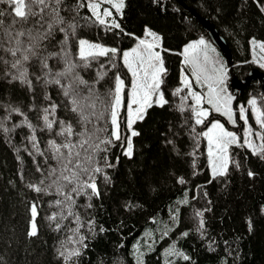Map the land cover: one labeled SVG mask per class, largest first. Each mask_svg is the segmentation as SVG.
Here are the masks:
<instances>
[{"label": "trees", "instance_id": "trees-1", "mask_svg": "<svg viewBox=\"0 0 264 264\" xmlns=\"http://www.w3.org/2000/svg\"><path fill=\"white\" fill-rule=\"evenodd\" d=\"M87 3L88 0H62L59 8L63 27L71 31L68 26L74 25L75 36L65 46L64 33L57 28L42 42L39 56L24 65L31 87L12 79L14 58L0 50V57L9 61L8 65L0 61V124L9 129L5 132L0 128V264H64L58 255V250L64 248L80 249L81 254L69 264H138V257L143 264H264V158L253 154L243 143L234 144L230 146L227 172L211 175L201 133L213 118L225 126L229 124L216 113H210L203 124H195L190 97L183 102L184 111L180 110L188 90L173 94L182 87V46L192 38L207 37L191 10L207 18L227 43L230 59L221 52L227 67V84L231 72L242 78L253 66L264 71L250 61L249 45L251 38L264 39V0H125L121 14L104 18L105 25L96 21ZM0 11L5 13L0 19L5 25L10 24L12 17L6 0H0ZM112 21L120 27H112ZM145 27L160 35L167 73L161 89L168 103L153 104L144 118L133 124L139 134L132 137L131 157L123 151L127 133L124 104L118 116L121 139L102 145L106 150L93 152L95 144L112 139L108 105L116 76L123 79L124 92L129 83L121 51ZM37 28L40 26L35 20L16 25L17 30ZM80 37L118 50L114 57H99L90 67L81 65L75 69L87 82L77 86L80 97H90L87 103L96 101L95 109H85L89 122L81 121L64 95L71 76L62 78L60 84L48 82L54 73L64 71V52H69V59L79 64L76 54ZM21 39L26 46L27 39ZM44 58L47 68L43 67ZM100 73H105L102 79ZM232 93L235 101L244 100L248 94L256 95L258 107L264 112V92L259 81ZM53 104L57 107L49 119L70 123L76 133L93 134L83 148L77 145L74 151L80 153L81 160L91 155V163L87 164L90 172L95 167L103 169L92 173L99 195H92L90 189L76 195L72 192L75 185L65 187L63 193L57 191L53 181L70 172L63 167L67 163L66 150L60 158L48 144L49 140L65 142L64 137L56 135L60 131L58 123L51 130L44 126L43 110ZM16 107L23 115L10 110ZM93 111L97 116L103 113V118L90 115ZM25 118L35 128L39 151L28 139L33 129L22 123ZM260 130L264 135V129ZM84 138L69 137L74 141ZM88 179L87 174L81 176V180ZM30 184L46 191L36 192ZM59 184L66 182L60 180ZM65 194L71 195L75 203L66 200ZM57 200L62 204L57 205ZM185 200L187 203H183ZM33 204L38 213L37 235L30 237ZM54 214L56 219L50 220ZM81 236L84 240L78 243ZM168 250L173 254L169 255ZM175 252H182L188 259Z\"/></svg>", "mask_w": 264, "mask_h": 264}, {"label": "snow or ice", "instance_id": "snow-or-ice-1", "mask_svg": "<svg viewBox=\"0 0 264 264\" xmlns=\"http://www.w3.org/2000/svg\"><path fill=\"white\" fill-rule=\"evenodd\" d=\"M7 4L10 6V15L12 17L11 23L5 25L4 20L0 19V50L7 52L14 59L11 61V69H14L15 72L12 74L13 80H19L22 84H27L29 87L32 86L31 80L28 79L27 68L24 66L26 62L30 61L34 57L39 56L40 47L43 41L47 40L52 34L53 31L59 28L60 32L64 33V40L62 41L63 45H67L70 38L75 36V26L69 25L68 28L71 31H68L63 27L64 18L60 16V8L62 0H6ZM108 3L114 8L117 12L125 7V0H89L87 3L88 9L91 11L93 17L99 24L105 25L106 20L104 17L112 16V12L108 8H104L101 12V4ZM81 7L84 5L81 4ZM264 10V9H262ZM5 13L0 11V17H4ZM30 20H35L36 24L40 28H44V25L47 24V27L43 31L40 28L35 30H17V24H25ZM112 27L119 28L120 25L115 21H112ZM146 36L151 37V40L140 39L137 46L131 51H125L123 53V61L125 66L131 72L133 80L132 86L129 90L128 96V118H127V127L129 130H132L133 124L137 120H142L144 118V113L146 110L156 105L163 106L168 103L164 98L162 92H160L161 84L163 83V76H165L166 69L164 68V61L161 57L159 51H155L158 48L160 37L146 29ZM25 37L27 39V45L24 46L25 41L21 38ZM5 44L11 45L10 47H5ZM253 44L260 50L261 53H264V43L257 44L253 41ZM116 48H107L100 44L91 43L87 40L80 39L78 41L77 49V62L69 59L70 53L64 52L65 60V69L64 71L54 73V78L49 83L60 84L62 78L68 76L72 77V81L68 86L64 87V95L69 97V103L71 104V110L73 112H78L80 114L81 121L89 122V116L85 115V109L91 108L95 109L96 101L92 100L91 103H87L90 97H80L79 92L77 91V86L86 85L87 82L84 81L75 73V69L78 66H83L85 68L90 67L91 63L96 61L99 57H107L109 54H112L114 57L117 53ZM209 52H215V48L206 41L203 37L193 41L185 46L183 55L185 57L184 63L191 65L193 69V77L198 85L202 88H205L206 91L201 94L200 92L194 91L192 89L191 82L186 76L181 77V88H177L174 95H179L183 89H187V95L182 97V106L181 111H184L183 102L187 101L188 98H191L190 110L193 118L195 119V124H203L208 116L210 115V110L215 111L226 117L227 121L231 124H235L236 120L233 115L232 100L233 96L228 93L226 87V81L228 79L227 67L222 60L213 59ZM202 56V60L200 57ZM47 58H44L43 67L47 68L46 63ZM259 60L264 61V55L260 56ZM0 61H3L5 65L9 64L8 60H5L3 57H0ZM259 62V61H257ZM261 68H264V63H259ZM104 66L101 65V68ZM105 73H100L99 78L102 79ZM124 90V81L120 78L119 75L116 76L115 88L111 94V103L108 105V111L110 114V123L112 126L111 137L112 139H105L95 144L92 147L93 152H98L106 150L102 148V145L112 143V140H120L119 134V123H118V108L122 102V92ZM155 97V99H154ZM207 104L209 108H205L202 105ZM248 104L251 106L252 113L256 116V123L259 124L261 129H264V112H261L257 107V99L255 97L249 99ZM135 106V107H134ZM56 105L53 104L49 108H45L44 115L42 119L44 121V126L48 130L53 128L54 123H58L60 126V131L56 133L57 136H62L65 139L64 143H57L55 140H49L48 144L50 149L57 154L58 157L63 158L65 156L64 150H66L67 163L64 164V170L70 172V175H61L53 181L54 184H57V191L63 193L65 187L70 185H75L72 187V192L76 195L85 194L87 189L91 190L92 195H99L97 190V185L95 182V176L92 173H100L103 171L100 167H95L89 171L87 167L88 163H91L92 157L88 155L84 160L80 159V153L74 151L79 145L80 148H83L91 139L93 134L85 133H76L73 129V126L70 123H66L63 120L54 121L49 119L50 115L55 114ZM12 112L23 115L21 109L10 108ZM90 115L95 116L96 119H102L103 113L99 116L93 111ZM239 119L244 121V145L250 148L253 154L259 155L261 158H264V144L256 146L252 140L249 138L253 135L251 127L248 126V118L245 115V108L240 107L239 109ZM23 124H26L28 128L33 129V135L28 139L32 141L33 147L37 148L35 128L34 126L25 118L22 121ZM0 128L3 131L8 132L9 129L3 127L0 124ZM97 131H106V129H97ZM136 131H131V136L126 137L127 139V148L125 150V155L131 157L133 152L132 137L138 135ZM207 141H208V158L209 164L212 168L213 176L224 175L228 170L229 165V146L238 143L237 136L234 132H230L225 129L224 125L219 121L211 122L210 126L207 127V130L202 132ZM256 137L264 139V135L260 132L255 133ZM86 137L84 139L72 140L69 137ZM73 160L75 163L73 164ZM71 165V167H70ZM110 166V165H109ZM55 172V169H53ZM87 174L89 176L88 180H81V176ZM252 175V173H249ZM63 180L66 184L61 185L59 181ZM183 183V180L180 181ZM43 183V181H41ZM30 188H33L36 192L46 191L36 185H29ZM65 198L71 203H75L71 199V195L65 194ZM57 205L62 204V201L57 200L55 202ZM187 203V200L183 201ZM70 209V204L67 205ZM37 207L35 204L31 207V217L30 221V230L28 231V236L34 237L37 235ZM71 215V211L69 212ZM197 216L202 217L201 212L196 213ZM50 220L56 219V214L49 217ZM79 217H77V221ZM204 221L200 220V226L203 228ZM57 229L60 228V225H56ZM74 232L78 231L73 229ZM103 231V228H101ZM164 235H167L165 231ZM187 235V233H184ZM84 237H80L78 243H82ZM79 248H64L63 250H58V255L64 261V264H69L73 258L80 255ZM168 254L172 255L173 251L168 250ZM175 255L182 256L183 259L187 260L188 257L185 256L182 252H175ZM142 255V254H141ZM138 264H143V261L138 257Z\"/></svg>", "mask_w": 264, "mask_h": 264}, {"label": "rangeland", "instance_id": "rangeland-1", "mask_svg": "<svg viewBox=\"0 0 264 264\" xmlns=\"http://www.w3.org/2000/svg\"><path fill=\"white\" fill-rule=\"evenodd\" d=\"M88 2H89V0H88ZM104 8H108V9L112 12V16H110V17H104V18L113 19V14H114V13H116V14H121V12H122V10H121V12H117V11H116L114 8H112V6H111L110 4H108V3H102V4H101V12L103 11ZM146 29H147V30H150V31H152V32H154V33H156V34L160 37L159 33H158L156 30H153V29H151V28H149V27H145L140 35L135 36L134 40L132 41V43H131L130 45H128V46H126V47H124V48L122 49V51H121V58H122V61H123V53H124L125 51H131L133 48H135V47L137 46V44H138V42H139L140 39L151 40V37H148V36H146V34H145ZM201 37H203L206 41H208V42L211 44V46H212L213 48H215V52H209V55H210L213 59H219V60H222V61H223V59H222V55H221V54H222V53H221L222 51L219 50V49H218V48H217V47H216V46H215V45L209 40L208 37H206V36H198V37H195V38L190 39L188 42H186V43L182 46V48H181V50H180V54H181V56H182V60H183V62H184V59H185V57H184V55H183V51H184L185 46L188 45L189 43L193 42V41H196V40L200 39ZM80 39L87 40V41H89V42H91V43L100 44V45H102V46H104V47H107V48H115L114 46H112V45H110V44L103 43V42H99V41H96V40H92V39L87 38V37H80V38L78 39V41H79ZM253 41H255L257 44H259V43H264V39L251 38L250 41H249L250 51H251V60H250V61H251L253 64L259 66V63H264V61L259 60L260 56L264 55V53H261V52H260V50H259V49L253 44ZM159 45H160V46H159L158 48H156L155 51H159L160 54H161V57H162V59H163V52H162V47H161L160 41H159ZM200 59L202 60V56L200 57ZM257 61H259V62H257ZM123 63H124V61H123ZM184 65H186V66L188 67L189 71H187V70L185 69V66H184ZM184 65H182V66L180 67V80H181L182 75H183V76H186V77L188 78V80L191 82L192 89H193L194 91H197V92H200L201 94H203V93L206 91V89H205V88H202L200 85H198V84L196 83L195 78L193 77V69H192V66H191V65H187V64H185V63H184ZM164 67H165V66H164ZM259 67H260V66H259ZM126 68H127V67H126ZM262 69H264V68H262ZM127 70H128V68H127ZM128 73H129V83H128V86H127L126 91L124 92V90H123V92H122V94H121V95H122V102H121V105H120L119 108H118V112H120V109L122 108V106H123V104H124L125 114H126V116H125V118H126V119H125V127H124V128H126V131H127V133H126V135H125V143H124V148H123L124 153H125V150H126V148H127V139H126V137L131 136V131H132V130L137 131V128H136L134 125L132 126V130H129L128 127H127V118H128L127 104H128V99H129L128 93H129V90L131 89V86H132V80H133L132 74H131V72H129V70H128ZM122 80H123V79H122ZM226 87H227L228 93L231 94V95L233 96V100H232V108H233V115H234V119L236 120V123H235V124H231V123H229V122L227 121L228 124H229V126H225L224 123H223L220 119H218V118H213V119L210 120L209 124L204 128L203 132L207 130V127L210 126L211 122H213V121H219L221 124L224 125V127H225L226 130H228V131H230V132H234V133L236 134V136H237V140H238V143H237V144H239V143H243V144H244V128H245V124H244V121H242V120L239 119V109H240V107H244V108H245V115H246L247 118H248V126L251 127L252 132H253V135H252L251 137H249V138L252 140V142H253L256 146H259V145H260V142H261V139L258 138V137H256L255 133H257V132H260V133H261L260 126H259V124L256 123V116H255V114L252 113L251 106L248 104L249 99H251V98H253V97H255V98L257 99V96L254 95V94H248L247 97H246L244 100H237V101H235V96H236V95H235L234 93H232V91H231V89H230V87H229V84H227V82H226ZM124 89H125V83H124ZM160 92L163 93L161 87H160ZM163 95H164V94H163ZM164 98H165V97H164ZM154 99H155V97H154ZM154 104H155V103H154ZM202 106L205 107V108H209V109H210V106L207 105L206 103L203 104ZM134 107H135V106H134ZM257 107H258V104H257ZM258 108H259V107H258ZM210 113L220 114V113H218V112L211 111V110H210ZM144 114H145V113H144ZM220 115H221V114H220ZM222 116H223V115H222ZM223 117H224V116H223ZM224 118L226 119V117H224ZM226 120H227V119H226ZM118 123H119V121H118ZM240 123H241V124H240ZM239 127H240V128H239ZM238 128H239V130H238ZM204 139H205V151H206L207 165H208V169H209L210 174L213 175V173H212V168H211V166H210V164H209V158H208V141H207V139H206L205 137H204ZM230 146H231V145H230ZM230 146H229V152H230Z\"/></svg>", "mask_w": 264, "mask_h": 264}, {"label": "water", "instance_id": "water-1", "mask_svg": "<svg viewBox=\"0 0 264 264\" xmlns=\"http://www.w3.org/2000/svg\"><path fill=\"white\" fill-rule=\"evenodd\" d=\"M191 13L197 17L199 22L201 23L203 29L206 32L209 40L219 49L222 53L230 59V51L228 49L227 43L223 36L218 32L216 27L204 17L199 16L194 10H191ZM257 80L261 84V89L264 92V71L257 67H250L243 78L236 76L233 72H231L229 87L232 91H240L244 87H247L251 84L252 81Z\"/></svg>", "mask_w": 264, "mask_h": 264}, {"label": "flooded vegetation", "instance_id": "flooded-vegetation-1", "mask_svg": "<svg viewBox=\"0 0 264 264\" xmlns=\"http://www.w3.org/2000/svg\"><path fill=\"white\" fill-rule=\"evenodd\" d=\"M246 75V74H245ZM243 78V77H242Z\"/></svg>", "mask_w": 264, "mask_h": 264}]
</instances>
